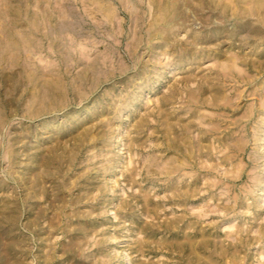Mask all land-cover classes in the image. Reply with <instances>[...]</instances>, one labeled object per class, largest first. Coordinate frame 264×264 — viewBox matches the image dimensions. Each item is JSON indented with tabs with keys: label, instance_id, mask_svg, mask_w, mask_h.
Wrapping results in <instances>:
<instances>
[{
	"label": "rangeland",
	"instance_id": "1",
	"mask_svg": "<svg viewBox=\"0 0 264 264\" xmlns=\"http://www.w3.org/2000/svg\"><path fill=\"white\" fill-rule=\"evenodd\" d=\"M263 3L0 0V264H264Z\"/></svg>",
	"mask_w": 264,
	"mask_h": 264
},
{
	"label": "bare ground",
	"instance_id": "2",
	"mask_svg": "<svg viewBox=\"0 0 264 264\" xmlns=\"http://www.w3.org/2000/svg\"><path fill=\"white\" fill-rule=\"evenodd\" d=\"M226 1V0H225ZM250 2V1H249ZM233 6V5H232ZM255 9H256V11L262 16V19H264V3L263 4H258V5H256V7H255ZM166 25V24H165ZM71 32V31H70ZM67 36V35H66ZM232 60V59H231ZM233 61V60H232ZM233 63H234V61H233ZM233 63H232V67H234L233 66ZM222 73V75H223V72H221ZM236 74H237V71H236ZM226 75V74H225ZM224 76V75H223ZM192 98H193V96H192ZM195 98H197V97H195ZM196 100V99H195ZM193 101V100H192ZM196 102V101H195ZM215 128H217V127H215ZM213 129V128H212ZM196 138H197V136H196ZM190 140H189V145H190V148H188V151H189V153L191 154V156H190V158H192L193 156H194V152H195V150H201V146L198 144V142H200L202 139L200 138V139H197V140H194V139H191V138H189ZM178 140V139H177ZM180 143V142H179ZM183 143V145L181 144V146H179V149L183 152V157L182 158H184L185 156H186V154L184 153V150H185V141H183L182 142ZM211 147V146H210ZM192 163V161H189V163ZM187 161H186V159H183L181 162H180V164H179V166H180V169H182V168H184L185 167V165H187V164H189ZM176 168V167H175ZM182 174V173H181ZM189 175V174H188ZM213 263V262H212ZM212 263H210V264H212Z\"/></svg>",
	"mask_w": 264,
	"mask_h": 264
}]
</instances>
